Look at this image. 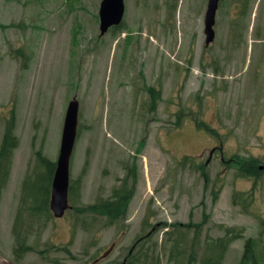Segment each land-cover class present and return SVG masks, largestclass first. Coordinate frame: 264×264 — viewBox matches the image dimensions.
<instances>
[{"label":"rangeland","instance_id":"obj_1","mask_svg":"<svg viewBox=\"0 0 264 264\" xmlns=\"http://www.w3.org/2000/svg\"><path fill=\"white\" fill-rule=\"evenodd\" d=\"M102 1L0 0V145L13 118L19 139L0 200V264H91L115 242L102 264H119L148 235L136 252L149 264H205L220 259L206 244L227 228L243 237L220 264H240L251 238L264 264V172L254 213L232 201L253 179L222 163L223 156L264 165V0H221L210 48L208 0H125L121 28L100 37ZM127 34H133L130 42ZM152 87L162 97L153 113ZM74 98V203L89 206L132 188L126 222L108 225L100 215L73 211L46 227L27 221L21 233L34 251L17 261L13 232L24 180L38 151L56 162ZM213 148L217 153L207 163ZM203 165L212 188L221 190L215 203L209 193L205 197ZM178 238L183 244L175 248ZM64 247L70 254L51 249Z\"/></svg>","mask_w":264,"mask_h":264},{"label":"trees","instance_id":"obj_2","mask_svg":"<svg viewBox=\"0 0 264 264\" xmlns=\"http://www.w3.org/2000/svg\"><path fill=\"white\" fill-rule=\"evenodd\" d=\"M18 146L19 139L15 135L14 123H10L4 131L0 145V197L9 181L15 150ZM36 158L37 162L40 163V166L35 170V177L26 178L27 180L23 187L21 205L18 211L19 220L28 217L30 219L37 218L46 221L51 216L49 200L55 164L45 157L41 151L37 152ZM255 168L256 161H245L240 165V171L242 174L251 176L256 175V178H258L260 173L258 172V174H256L257 172L255 171ZM203 176L206 180V184H208L209 176L205 172H203ZM131 198L132 194L131 196L127 195L122 197L118 191H115L109 201L101 204L100 210H98V205H94L87 208V213H92L90 214L92 216H107L111 222H114V220L120 218L122 214H124ZM216 198L217 196L215 195V199ZM23 224L24 222H22V225ZM14 233L17 236V249H15V255L17 258H20L19 256H22L29 251L30 248L28 247L26 240L21 237L17 228L14 229ZM229 233L230 232L228 231L226 239H219L215 242L218 247H210V251H216V255L220 258L217 261H211V264L221 263V259L231 241ZM122 264H149V258L148 256L144 258L140 251L136 252L133 250V252L128 255L126 261ZM241 264H257L254 257L252 240H249L246 243L245 253Z\"/></svg>","mask_w":264,"mask_h":264},{"label":"water","instance_id":"obj_3","mask_svg":"<svg viewBox=\"0 0 264 264\" xmlns=\"http://www.w3.org/2000/svg\"><path fill=\"white\" fill-rule=\"evenodd\" d=\"M220 0H210L208 12L206 16L207 35L209 44L214 39V32L212 30L215 24V14L218 9ZM101 32L104 35L110 27L119 25L124 16V2L123 0H105L101 8ZM78 116V103L72 102L66 118L64 127V135L62 140L61 152L58 161V167L54 178L52 189L51 209L55 216L60 218L69 209L68 189H69V164L70 157L74 148L76 127ZM113 245L110 250L104 254L103 258L110 254L114 249ZM99 261V260H98ZM96 261L94 264H96Z\"/></svg>","mask_w":264,"mask_h":264}]
</instances>
